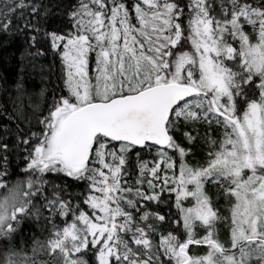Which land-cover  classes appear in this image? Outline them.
Here are the masks:
<instances>
[{
	"label": "snow or ice",
	"instance_id": "obj_1",
	"mask_svg": "<svg viewBox=\"0 0 264 264\" xmlns=\"http://www.w3.org/2000/svg\"><path fill=\"white\" fill-rule=\"evenodd\" d=\"M17 38L0 264H264V0H0Z\"/></svg>",
	"mask_w": 264,
	"mask_h": 264
},
{
	"label": "trees",
	"instance_id": "obj_2",
	"mask_svg": "<svg viewBox=\"0 0 264 264\" xmlns=\"http://www.w3.org/2000/svg\"><path fill=\"white\" fill-rule=\"evenodd\" d=\"M22 41L17 38V40L12 43L11 45L7 47H0V73H3L4 75L9 77V80H12L15 78L18 65H19V50L22 47ZM45 65H53V74L51 76L52 83L48 85V87H54L56 85H59L60 81L57 79L59 76V62L56 61L53 63V57L49 55V57L43 61ZM33 79L29 80V85H40V76L37 74H33ZM203 131V130H202ZM206 151V149H203L199 152V154L195 157L196 160H199L203 162L204 160V154L203 152ZM23 167V164L21 162V157L14 153L10 157V171L14 172L13 179L15 178V172L19 171V168ZM221 204H223V201H221ZM23 228V234L26 238L31 237L33 233H36L39 235V232L36 228L35 224H25L22 226ZM43 238V237H41Z\"/></svg>",
	"mask_w": 264,
	"mask_h": 264
}]
</instances>
